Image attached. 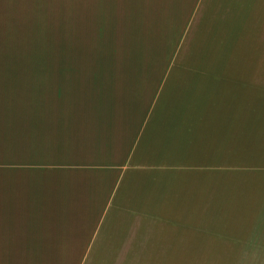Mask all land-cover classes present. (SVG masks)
Here are the masks:
<instances>
[{
	"label": "crops",
	"instance_id": "obj_1",
	"mask_svg": "<svg viewBox=\"0 0 264 264\" xmlns=\"http://www.w3.org/2000/svg\"><path fill=\"white\" fill-rule=\"evenodd\" d=\"M46 3L0 0V39L7 40L0 45L46 44ZM137 6L88 0L64 13L69 27H54L70 28L75 43L142 46L168 44L156 35L176 30V20L192 21L167 5L156 13ZM62 16L55 13L54 21ZM46 62L40 54L0 53V264H201L208 244L264 249V236L208 242L197 231L138 228V214L128 220L112 213L130 202L132 190L145 189L152 200L159 189L155 153L173 152L180 138L187 150L192 133L191 146L202 149L207 127L215 134L219 119L192 117L190 109L201 105L172 106L158 90L165 82L142 69H47ZM246 220L264 223V215ZM250 228L264 232V224Z\"/></svg>",
	"mask_w": 264,
	"mask_h": 264
},
{
	"label": "rangeland",
	"instance_id": "obj_2",
	"mask_svg": "<svg viewBox=\"0 0 264 264\" xmlns=\"http://www.w3.org/2000/svg\"><path fill=\"white\" fill-rule=\"evenodd\" d=\"M87 1L46 0V44L0 45V53L40 54L47 69H142L154 75L151 80L165 82L158 90L168 94L172 106L201 105V110L190 109L192 117L201 112L219 119L215 134L210 135L207 127L202 149L191 146L192 133L185 138L190 142L187 150L180 148V138L173 152L155 153L159 189L152 191V200L157 204L150 203L145 189L132 190L130 202L114 206L112 213L128 220L138 214L141 221L132 223L138 228L197 231L208 242L240 243L264 236L262 229L250 228L264 223L246 220L264 215V0H130L144 12L156 13L155 8L167 5L182 18L185 14L192 18L191 23L176 20V30L156 35L168 44L142 46L75 43L70 28L54 27H69L70 16L64 13ZM118 3L110 0L111 8ZM55 13L67 17L54 21ZM165 71L169 77L163 79ZM146 100H152L150 94ZM219 103L221 110L216 109ZM146 160L143 166L151 167ZM39 211L44 215L45 209ZM130 222L125 225L131 227ZM201 264H264V249L255 244L233 248L208 244Z\"/></svg>",
	"mask_w": 264,
	"mask_h": 264
}]
</instances>
